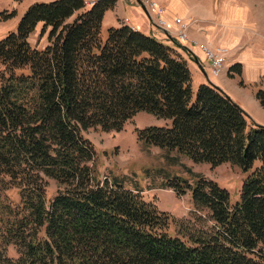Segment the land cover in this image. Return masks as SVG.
<instances>
[{
	"label": "trees",
	"instance_id": "trees-1",
	"mask_svg": "<svg viewBox=\"0 0 264 264\" xmlns=\"http://www.w3.org/2000/svg\"><path fill=\"white\" fill-rule=\"evenodd\" d=\"M116 2L35 3L0 40V182L17 187L21 201L12 207L0 197V264H264V127L212 83L194 93L189 49L126 24L103 32ZM39 23L49 30L43 50L29 42ZM242 74L241 64L229 70ZM256 99L264 108V78ZM140 112L171 121L139 131L141 141L248 173L233 207L227 189L199 174L193 185L166 184L210 212L211 231L188 242L169 234L172 217L140 190L97 174L83 133L121 131ZM48 179L59 185L51 200Z\"/></svg>",
	"mask_w": 264,
	"mask_h": 264
},
{
	"label": "rangeland",
	"instance_id": "rangeland-1",
	"mask_svg": "<svg viewBox=\"0 0 264 264\" xmlns=\"http://www.w3.org/2000/svg\"><path fill=\"white\" fill-rule=\"evenodd\" d=\"M250 2L256 7L264 4V0H248V3ZM26 6V0H14L12 9L4 11L15 10L17 16L18 11ZM11 25L9 24L6 28H11ZM17 28L18 25L15 31L10 29V32H16ZM42 30L43 23H39L29 39L33 47L41 50L50 44L49 30L45 33ZM6 36L7 34L0 37V40ZM3 70L4 66L0 62V73ZM251 77L248 73L244 74L246 82H253L250 80ZM236 78L239 77L236 76ZM239 80L242 81L240 78ZM258 85L259 83H255V87ZM199 86L194 88L195 94ZM152 126L170 127L171 121L158 119L147 112H140L127 122L121 131L104 132L101 128H92L83 134L95 148V165L98 176L102 179L118 178L123 181L125 187L140 190L146 201L153 202L161 212L172 217V223L168 229L169 234L180 235L188 242V236L196 234L198 230L211 231L213 222L210 212L207 209L195 208L189 190L184 195L178 196L173 189L165 188L166 184L180 178L193 185L195 182L193 175L199 174L227 189L230 193V206L233 207L241 201V187L248 173H244L238 166L229 163L217 168H212L205 163L196 164L177 150L161 149L141 141L139 131ZM47 184V199L51 200L57 194L59 185L53 179H48ZM0 197L3 205L10 203L12 207H16L21 202L19 189L6 186L2 182H0ZM7 253L11 258L18 257L17 250L13 246L8 248Z\"/></svg>",
	"mask_w": 264,
	"mask_h": 264
},
{
	"label": "crops",
	"instance_id": "crops-1",
	"mask_svg": "<svg viewBox=\"0 0 264 264\" xmlns=\"http://www.w3.org/2000/svg\"><path fill=\"white\" fill-rule=\"evenodd\" d=\"M26 1L27 6L19 10L16 17L8 21L0 20V37L15 29L32 4L56 0ZM142 1L117 0L114 8L105 13L103 32L106 33L111 27L125 25L128 20L129 24L126 25L171 46L177 40L178 26L175 20L182 18L188 24L190 40L212 48L224 47L229 51L224 74L214 77L202 51L190 44L183 45L190 47V55L185 52L182 54L192 72L193 90L198 85L212 83L237 103L253 124L264 127V108L256 99L255 87V83H260L264 78V4L256 7L248 0H154L165 9L164 19L168 23L165 31L157 27L154 16L142 8ZM13 3L14 0H0V12L11 10ZM91 7L87 4V8ZM9 24H12L11 28H6ZM236 64L243 66L244 85L240 84L239 78L229 77L230 68ZM245 73L252 76L250 80L253 82H246Z\"/></svg>",
	"mask_w": 264,
	"mask_h": 264
},
{
	"label": "built area",
	"instance_id": "built-area-1",
	"mask_svg": "<svg viewBox=\"0 0 264 264\" xmlns=\"http://www.w3.org/2000/svg\"><path fill=\"white\" fill-rule=\"evenodd\" d=\"M98 1L99 0H89L87 4L93 6ZM142 3L147 11L154 16L156 26L160 29H167L168 23L164 19L165 9L154 0H143ZM175 23L178 26L176 41L181 45L190 44L192 47L199 48L209 62L213 76L221 77L225 72L226 59L229 54L228 49L224 47L212 48L207 45H200L197 41L190 40L188 24L185 23L182 18H177ZM125 24H129L128 20L125 21Z\"/></svg>",
	"mask_w": 264,
	"mask_h": 264
},
{
	"label": "water",
	"instance_id": "water-1",
	"mask_svg": "<svg viewBox=\"0 0 264 264\" xmlns=\"http://www.w3.org/2000/svg\"><path fill=\"white\" fill-rule=\"evenodd\" d=\"M140 5L142 6V8L145 10V7L140 3ZM146 11V10H145ZM174 43L176 42L177 44H179L177 41H173ZM179 45H181V44H179ZM182 47H184V48H186V49H188L186 46H183V45H181Z\"/></svg>",
	"mask_w": 264,
	"mask_h": 264
}]
</instances>
